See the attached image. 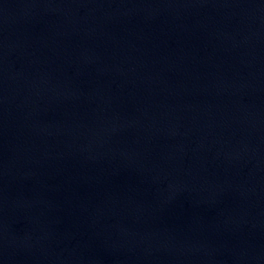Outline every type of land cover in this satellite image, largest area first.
<instances>
[{
  "label": "water",
  "instance_id": "obj_1",
  "mask_svg": "<svg viewBox=\"0 0 264 264\" xmlns=\"http://www.w3.org/2000/svg\"><path fill=\"white\" fill-rule=\"evenodd\" d=\"M0 264H264V0H0Z\"/></svg>",
  "mask_w": 264,
  "mask_h": 264
}]
</instances>
